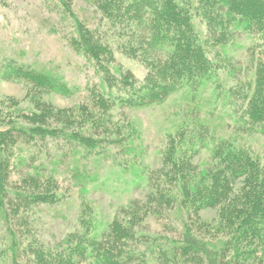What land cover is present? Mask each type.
<instances>
[{
    "label": "trees",
    "instance_id": "16d2710c",
    "mask_svg": "<svg viewBox=\"0 0 264 264\" xmlns=\"http://www.w3.org/2000/svg\"><path fill=\"white\" fill-rule=\"evenodd\" d=\"M59 1L75 23L70 43L96 61L104 74L103 91L90 88L92 103L69 113L41 101L42 111H0V217L5 223L26 217L19 212L22 207L59 199L53 169L46 163L48 141L86 152L96 149L101 156L103 143L133 141L130 132L115 141L101 137V131L111 130L115 108L163 104L177 93L187 99L185 119L165 135L163 167L145 175L154 189L145 202L133 200L107 221L82 204L78 228L54 243L34 238L22 255L31 254L26 262L15 246L11 254L1 240L0 264H264V151L256 152L233 135L211 133L210 122L197 113L210 99L195 104L213 87L212 98L235 107L233 134L264 136V0L96 1L126 53L147 62L148 50L159 52L143 79L112 68L115 54L109 42L93 38L95 32L75 15L71 0ZM242 37L249 40L246 45ZM238 43L250 56L234 65L228 51ZM0 74L22 78L42 91L70 94L60 76L41 69L10 62ZM202 147L209 154L205 168L191 162L192 152ZM122 150L138 153L130 146ZM15 165L36 178L26 172L13 181L9 175ZM206 208L219 210L217 222L201 221L199 213ZM157 219H172L162 225L164 231L170 225L172 233L153 230L150 221ZM17 225L21 229L24 223Z\"/></svg>",
    "mask_w": 264,
    "mask_h": 264
},
{
    "label": "rangeland",
    "instance_id": "374dc122",
    "mask_svg": "<svg viewBox=\"0 0 264 264\" xmlns=\"http://www.w3.org/2000/svg\"><path fill=\"white\" fill-rule=\"evenodd\" d=\"M96 1L98 0H71L75 15L95 32L94 39L102 37L109 42L115 54V59L111 62L112 68L118 67L121 72L130 70L136 78L143 79L148 73L150 59H160L159 52L148 50L147 62L140 56L126 53L117 43L114 29L109 22L111 18L99 11ZM200 25L205 30L204 25ZM74 34L75 23L59 0H0V73L3 66L10 62L16 65L19 63L56 74L70 88L68 95L47 92L30 83L26 84L22 78L0 74V111L13 110L22 115L35 110L42 111L41 102H47L53 109L69 113L79 106L92 103L90 88L96 87L103 91L104 74L95 60L71 45L70 40ZM239 41L246 45L249 40L242 37ZM238 46L239 43L228 51L234 65L245 63L250 56L245 46ZM261 55L264 59V53ZM212 88L204 91L202 99L195 100L197 105L210 99L204 107L200 106V112L196 111L199 117L210 122V132L216 136L233 135L238 142L263 153L264 136L258 133H232L237 128L232 121L236 117L232 114L235 107H227L220 97L216 100L212 98ZM186 106L187 99L183 93H177L163 104L142 108H115L111 116L112 125L109 124L111 130L105 132L106 134L101 131V137L115 141L116 137L130 132L133 141H121L114 145L103 143L101 156L95 155L96 149L86 152L80 148L77 150L70 143L54 141L52 144L48 141L46 147L50 150H47V168L53 169L57 182L53 184L57 186L54 191L60 197L57 201L34 202L28 208L22 207L19 212L26 217L19 220L14 218L15 223L12 225L5 223L1 216L0 243L2 240L3 244H8L11 254V246H15L20 254V261L26 262L31 254L22 255L27 249L31 250L28 244L34 238L44 243H54L78 228L82 204L89 206V210L94 212L98 220L107 221L120 214L131 201L145 202L147 196L154 192L148 186L145 175L148 171L163 167L165 135L183 123ZM208 112H212L211 115ZM18 119L25 121L22 116ZM96 133V130L91 132L97 137ZM126 146L137 150V156L122 152ZM208 161L207 148L202 147L199 151L192 152L191 162L194 166L205 168ZM15 168L16 171H12L9 178L20 181V177H24L22 174H26L27 170L19 169L17 165ZM29 174L36 178L30 172L25 176ZM199 214L204 222H217L220 215L217 208H206ZM172 217L176 219V216ZM21 222L24 223L22 230L17 225ZM167 222H172V219L151 220L150 224L153 230L171 234L170 225L167 231L162 228V225L167 226ZM23 231L31 236L29 240L24 239L21 233Z\"/></svg>",
    "mask_w": 264,
    "mask_h": 264
}]
</instances>
